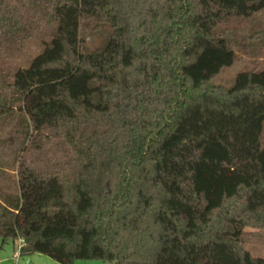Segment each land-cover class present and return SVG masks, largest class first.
Returning <instances> with one entry per match:
<instances>
[{
	"label": "trees",
	"instance_id": "16d2710c",
	"mask_svg": "<svg viewBox=\"0 0 264 264\" xmlns=\"http://www.w3.org/2000/svg\"><path fill=\"white\" fill-rule=\"evenodd\" d=\"M264 0H0V124L22 117L20 196L2 246L57 264H264V70L226 90L235 62L216 36ZM109 29L90 51L85 35ZM26 69L13 57L36 33ZM12 120V121H13ZM25 147H28L25 149ZM2 159V158H1Z\"/></svg>",
	"mask_w": 264,
	"mask_h": 264
},
{
	"label": "rangeland",
	"instance_id": "374dc122",
	"mask_svg": "<svg viewBox=\"0 0 264 264\" xmlns=\"http://www.w3.org/2000/svg\"><path fill=\"white\" fill-rule=\"evenodd\" d=\"M47 31L36 33L31 39L25 42L21 52L13 57V64L16 69H26L31 62L45 48L48 42ZM109 29L102 32H95L93 29L87 32L86 47L92 51L101 48L106 43ZM216 36L228 42L229 47L235 53V62L231 67L225 68L222 73L212 81L216 87L226 90L235 86L237 76L242 72L264 70V10L255 14L251 18H231L221 24ZM21 115L17 113L15 119L0 124V143L7 141L13 132ZM13 120V121H12ZM262 149H264V129L261 137ZM3 156L0 155V215L4 210L3 206H8L10 201H16L20 196L19 170L22 162L34 166L37 155H28L27 151L20 149L17 143L10 147ZM25 147L24 150H26ZM2 158V159H1ZM243 243L247 251L255 258L264 259V230L247 228L243 234ZM13 243L10 242L4 251L0 249L1 264H11L7 257L13 250ZM2 240L0 239V247ZM75 264H102L98 261H79Z\"/></svg>",
	"mask_w": 264,
	"mask_h": 264
},
{
	"label": "crops",
	"instance_id": "0c3cea01",
	"mask_svg": "<svg viewBox=\"0 0 264 264\" xmlns=\"http://www.w3.org/2000/svg\"><path fill=\"white\" fill-rule=\"evenodd\" d=\"M13 244H14L13 250L12 252H10V255H8L7 257L8 259L7 261L10 262L11 264H57L54 261H52L50 258L45 257L43 255H39V254L29 256V257H23L21 256V254L18 255L19 241ZM7 245L1 246L0 247L1 251H4ZM1 263L2 261L0 260V264Z\"/></svg>",
	"mask_w": 264,
	"mask_h": 264
},
{
	"label": "built area",
	"instance_id": "2783aa9c",
	"mask_svg": "<svg viewBox=\"0 0 264 264\" xmlns=\"http://www.w3.org/2000/svg\"><path fill=\"white\" fill-rule=\"evenodd\" d=\"M25 246V242L23 240L19 241V246H18V255L21 254L22 248Z\"/></svg>",
	"mask_w": 264,
	"mask_h": 264
}]
</instances>
